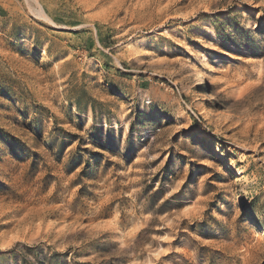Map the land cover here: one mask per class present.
<instances>
[{
  "label": "rangeland",
  "instance_id": "374dc122",
  "mask_svg": "<svg viewBox=\"0 0 264 264\" xmlns=\"http://www.w3.org/2000/svg\"><path fill=\"white\" fill-rule=\"evenodd\" d=\"M0 264H264V0H0Z\"/></svg>",
  "mask_w": 264,
  "mask_h": 264
},
{
  "label": "bare ground",
  "instance_id": "6f19581e",
  "mask_svg": "<svg viewBox=\"0 0 264 264\" xmlns=\"http://www.w3.org/2000/svg\"><path fill=\"white\" fill-rule=\"evenodd\" d=\"M39 7V6H38ZM41 8V7H40ZM37 15H39L40 16V18H42V19H44V20H46V21H48V22H50V23H54V22H52V20L50 19V18H48L45 14H44V12H43V10L42 9H39V10H37V13H36ZM38 16V17H39ZM186 68H187V72L191 75V77L199 84V85H205L206 84V80H205V78L203 77V75L200 73V72H198L191 64H187L186 65ZM203 89H205V88H203ZM207 89V88H206ZM223 107H224V110L225 111H227V112H229V110H228V108H227V106L224 104L223 105Z\"/></svg>",
  "mask_w": 264,
  "mask_h": 264
}]
</instances>
